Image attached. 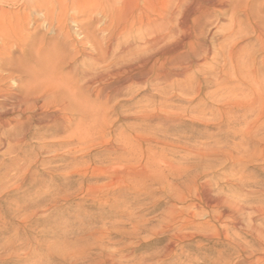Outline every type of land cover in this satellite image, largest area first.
<instances>
[{"label": "rangeland", "instance_id": "1", "mask_svg": "<svg viewBox=\"0 0 264 264\" xmlns=\"http://www.w3.org/2000/svg\"><path fill=\"white\" fill-rule=\"evenodd\" d=\"M205 1L199 0L202 3ZM10 7L14 12H24L21 1ZM254 11L264 21V0H254ZM98 13V10L95 11V9L84 15L74 11L69 12L67 29L71 34L69 37H64L59 34L58 27H51L44 23V17L38 12L33 23L24 25L31 39L25 45L27 47L24 48V45L13 41H10V45L7 47V50L13 53L12 57L8 58L10 60L8 64L20 66L19 68L26 74L23 77L17 75L0 82L1 89L14 91L16 83L32 79L33 74L38 75L39 80L51 77L56 82H60V79L61 81L70 79L77 74L75 78L69 80L70 84L76 82L82 75L80 82L85 86L83 94L87 109L85 120L88 124L97 125L96 129L103 133L99 134L101 133L99 132L91 141H89L90 139L85 140L81 146L83 151L76 150L78 155L67 153V156L64 152L65 148L51 145L53 140H36L32 137L33 135L29 137V140H26V143L22 144V152H25L22 155H28V159H31L29 161H34L36 156L39 160L31 167H24L25 169L23 168L24 170L22 169L21 172L19 170L20 173L8 168L1 172L5 173L2 175L3 178L0 173V179H3V183L0 185L4 186H2L3 189L0 187V264L40 263V260L34 262L35 257L32 259L33 255L30 251L40 245L42 240L52 242L54 241L52 234L60 233V240L64 241L63 243L67 245L66 248H72L80 240L86 239L88 234L93 231L90 235H97L99 231H105L110 226L113 230L114 225L111 223L116 222V219H121V210L127 207L135 208L137 217L142 216L141 218L147 219L149 229H142L136 234H130V237L113 230L108 239L111 241L118 259L114 260L116 262L109 263L156 264L161 255H164L166 244L173 239V232H176L173 226H170L169 229L167 227L161 229L162 225L168 222L166 219L169 209L174 206L178 210L190 209V203L200 202L197 195L192 193V197H190L186 190L189 188H186V184L193 180L195 174H201L197 180L199 192L204 188H211L210 193L218 197L230 194L227 181L228 179L236 180L240 172L245 171L246 173L243 174L251 177V180L257 178L264 181V111L260 110L261 106L257 95L251 90L256 82H264V75L258 74L256 79L252 74L253 68H258L261 64V54L256 52L257 46H259L256 35L251 30L249 31L248 38L240 44L237 63H231L226 55H222L223 50L220 49L225 43L223 32L227 30V27H230L231 12L217 13L220 17H218L219 21H217V17L214 18L212 26H209V29L211 28L210 35H205L202 40L204 47L212 48L213 51L219 50L220 54L216 59H209L208 64H203L200 57L199 63H197L199 66H192L193 69L189 68L188 65L193 54L192 49L186 44L184 49L180 48L178 57L173 59L168 57L171 58L166 63L169 75H167L168 80L162 85L161 92L154 89L152 85L143 83L135 85L136 87L134 86L130 91L120 93L119 89L114 90L116 87L114 82L103 88L98 83L89 86L86 81L89 75L93 74L92 62L97 57L92 50L93 47L91 46V48L90 43L84 39V32L95 29L94 33L96 36L98 35L97 39L104 49L111 42L108 32L102 29L106 25L105 16ZM65 38L66 40H64ZM183 40L185 41V39ZM48 45L50 46L48 47ZM171 46L173 47V45ZM63 47L67 49L66 54L71 51L72 54L70 53L69 57L71 59L67 58L62 64L56 66L59 57L58 51ZM54 50L57 54L54 53ZM45 51H49L48 54H45L47 56L44 55ZM34 54L36 55L34 56ZM203 54H205L204 51L201 56ZM17 55L18 57H15ZM16 59L18 62L15 61ZM123 61L121 60L119 63L122 64L125 62ZM172 61H174V66H172ZM119 63H115L114 66L120 65ZM179 63L181 64L178 65ZM34 70L39 72H32ZM48 70L50 71L48 72ZM79 70L81 71L79 72ZM50 72L52 73L48 74ZM139 72L141 69H136L133 73L138 75ZM178 72L181 73L177 75ZM86 74L89 75L85 76ZM48 75L50 76L48 77ZM62 76H65V79L62 80ZM174 76L177 78L175 79ZM152 77L155 75H151ZM67 81L65 80V82ZM86 97L91 100L88 101ZM90 101L92 103H89ZM2 105H0V110L4 109ZM94 106L95 110H93ZM99 109H103L105 113ZM47 112L48 114H57L55 108H50ZM19 115L13 113L9 117H19ZM75 126L76 123L73 129ZM64 135L66 133L56 134L48 139L60 136L62 138ZM99 135L103 136L99 138ZM96 138L99 139L96 140ZM47 141L48 143H46ZM43 142L45 143L43 144ZM12 144L11 142L10 145ZM48 145L51 146L48 147ZM198 150L201 151L200 157L195 155L196 152H200ZM48 151H53L50 153L51 156ZM57 154H63L66 157L58 159ZM12 155L14 156L13 153L2 155L0 152L2 160L0 163L8 162L9 157H13ZM118 156H123V158ZM146 161L150 162L148 169L146 173L141 174L140 166ZM27 168H31L30 171ZM172 169L176 172L171 171ZM15 174L16 176H14ZM234 177L235 179H233ZM9 179L11 180L9 181ZM131 180L133 181L131 182ZM7 181L9 182L7 183ZM177 181H179L178 185H176ZM252 189L258 190V187L253 186ZM181 192L188 195L186 199H181ZM193 197L197 199L192 201ZM108 216H114V218L108 219ZM197 218L202 220L204 214L200 213ZM254 221L261 224L264 220L258 217ZM91 228L92 230H89ZM188 229V231L183 230L184 233L180 232L182 235L194 232L193 228L189 227ZM190 233L189 235H191ZM189 235L188 238L179 242L178 255H173V259H169L170 264H176L175 261L180 255L182 256L179 260L182 264H192V260L196 257L194 246L197 244L196 239H192ZM70 244L73 245L70 246ZM27 249L29 251L25 252L24 250ZM93 249L95 250H91V253L99 252L96 248ZM46 251L47 249L44 248L41 252L45 255L44 264H49V262L58 264L60 261V264H65L63 262L65 259H62L61 256L46 258Z\"/></svg>", "mask_w": 264, "mask_h": 264}, {"label": "bare ground", "instance_id": "2", "mask_svg": "<svg viewBox=\"0 0 264 264\" xmlns=\"http://www.w3.org/2000/svg\"><path fill=\"white\" fill-rule=\"evenodd\" d=\"M19 1H21L24 6V12L22 13L14 12L10 7ZM93 9H95V11L98 10V12L102 14V16H105L104 19H106V25L102 29H105L108 32V38L111 42L109 45H107L106 49H104L101 46L100 41L97 39L98 35L96 36L94 33L95 29L94 31L87 30L88 32H84V39L87 43H90V47H93L92 50L95 52V56L97 57L93 59V66H90L93 70V74H88L89 77L86 80L89 86L98 83L104 88L109 83L114 82L116 84L114 85L116 86L114 90L119 89L120 93H125L133 89L135 85L137 86L144 83L146 85H152L154 89L161 92V89L163 88L162 85L168 80L167 75L169 74L166 70V63L169 59L168 57H171L172 59L178 57L180 54V48H185L186 44H188L192 49L191 52L193 54V57H191L190 63L188 65L189 68H192V66H199L197 65V63H199L198 60L200 57L203 64H208L209 59L213 60L217 58V56L220 54L219 50L217 49L216 51L215 49L213 51L211 50L212 48L210 49L209 47H204L205 45H203L204 43L202 42V40L205 35H208L210 33L209 30H211V28L209 29V26L213 23L214 18L217 17V21H219L218 14L226 11L231 12V15L229 16L230 27H227V30L223 32V39L225 43H223L220 48L223 50L222 55H226L230 59L231 63L236 62L238 60V50L241 48L240 44L248 38L247 34L251 30L256 35V38L259 42V46H257L258 49L256 50V52H259V54H261V64L258 66V68H253L252 74L255 78L258 74L264 75V21L259 18L254 11V0H206L203 3L199 2V0H0V82L5 81L8 78H14L17 75H20L21 77L25 76L26 73L19 68V65V67H16L13 66L14 64H8L10 63L8 62L10 61L8 58L12 57L13 53L9 52L7 50V47H9L10 41L19 43L20 45H24V48L27 47L25 45L31 39L30 34L27 33L24 25L26 23H33L35 21V17H37L36 14L38 12L42 15V17H44V23H47L51 27H58L60 29L59 34L61 36L63 35L64 37H69L71 34L67 29V18L69 12L74 11L78 14L84 15L88 14V12ZM183 39L187 41L185 42ZM64 40H66V38ZM113 44L115 47L113 46ZM171 45H173V47ZM49 46L50 45H48V47ZM57 47L59 48V46ZM13 48L15 49V47ZM55 50L54 53H56ZM201 51H204V56H201ZM58 52L59 57L56 66L62 64V62H64L72 54L71 51H68V53L66 54L67 49H65L64 47ZM22 53L24 52L22 51ZM46 53L48 54L49 51H45L44 55ZM192 54L189 55L192 56ZM35 55L36 54H34V56ZM15 57H18V55ZM46 58L48 59V57ZM17 59L15 61H17ZM121 60H124L125 62L123 61L124 63L120 64L119 61L121 62ZM91 61L92 59L90 60V62ZM173 62L174 61H172V66H174ZM115 63H119L120 65L114 66ZM180 64L181 63H179L178 65ZM136 69H141V72H139L138 75H134L133 73ZM37 71L34 70L32 72ZM49 71L50 70H48V72ZM80 71L81 70H79V72ZM51 73L52 72L48 74ZM179 73L181 72H178L177 75H179ZM88 75L86 74L85 76ZM151 75H155V77L151 78ZM33 76L34 77L30 80L26 79V81L22 80L19 83H16L14 91L0 88V105L3 104L2 106H4V109L0 110V152L2 155L12 153L14 154V156L12 155V158L9 157L8 162L0 163V173L4 170L6 171V168H8L9 170L11 169V171L15 170V172H19L20 170L21 172L24 167H31V165H34V163L36 164V162L39 160L37 156L35 157L34 161H29L30 158L28 159V155H22V153H25L22 152V144L26 143V140H29V137L31 135H33L32 137L36 140H53V142H51V145L57 146L59 148H65L66 150H63H65L64 152L67 155V153L77 154L78 152L76 150H78L79 152L83 151L81 150V146H83L82 144L85 142V140L90 139L89 141H91V139L95 138L96 135L101 132L96 129L97 125L94 126V124H88L85 120L87 109L84 102L86 101L84 100L85 95L83 94L85 86H83V84L80 82L82 80V78L80 79L82 75L78 80L76 79V82L72 83L71 81L72 84L69 83V80L74 76L70 79L67 78L68 81L67 79H65V76H62V80L64 78L68 82V84L67 82H65V80L61 81V79L59 80L60 82H56L55 80L51 79V77H49L50 75H48L49 79L45 80H39L38 78L40 77L37 78L38 75L35 76V74H33ZM76 76L77 74L75 75V77ZM55 78L57 80V76ZM251 90H253L255 92L254 94L257 95L258 102L261 106L260 110L264 111V82H256L254 87H251ZM248 92L250 91L248 90ZM99 93L100 91L98 92V95ZM88 98V101L91 100ZM89 103H92V101H90ZM89 107L92 109L91 106ZM50 108H55L57 114H48L47 111ZM94 108L95 106L93 107V110H95ZM99 110L103 111V109ZM13 113H17L20 115L19 117H9ZM76 120L77 122H75ZM75 123L76 126L73 129ZM64 133H66V135H64V137L62 138H60L61 136L59 138H53L56 134L63 135ZM102 133L103 132L99 134ZM50 136L53 137L51 139H48ZM101 136L103 135H99V138ZM99 138H96V140ZM142 139L144 138L142 137ZM54 140L59 141L54 142ZM11 142L13 143L12 145H10ZM44 143L45 142H43V144ZM46 143H48V141ZM51 145H48V147H50ZM48 152L50 154L53 151ZM200 153L201 151L198 153L196 152L195 155H199L200 157ZM51 155L52 154H50V156ZM66 155L57 154L56 156H58V159H64ZM204 156L206 157V155ZM119 158H123V156ZM149 163L148 161H146L140 166L141 174L146 173ZM121 168L123 167L121 166ZM30 169L28 171H30ZM241 169L243 171V168ZM171 171H173V169ZM22 172L24 173V171ZM238 172H240V170ZM244 172H240V174L238 173L239 176L238 178L236 177V180L228 179L227 188L230 194L219 197L213 196L210 193L211 188H204L201 192H199V184L197 185V180L199 177H201V174H195L193 180L189 181L188 184H186V188L189 187L186 190L188 191L190 197H192V193H194L195 196L197 195L200 202L190 203V209L178 210L175 206L169 209L168 217L166 219L168 222H165V224L162 225L161 229H165L166 227L167 229H169L170 226H173L176 229V232H173L174 240L172 239L169 240L168 243L166 242L167 244L163 252L164 255H161V258L158 259L159 261L156 264H170L171 261H169V259L171 260L173 255H178L177 248L179 247V242L185 238H188V235L190 233L189 232L188 235L185 233L183 234L185 236H183L181 232L184 233L183 230H190L188 229L189 227L194 229V232H191V235H189V237H191L192 239L195 238L197 244L194 246V253L196 257L194 256L195 259L192 260V264H264V221L261 224H257L254 221V219L258 217L264 220V181L257 178L251 180V177L249 178V176L247 177V175L243 174ZM3 174L5 173H1L2 178ZM247 174L250 175L249 173ZM14 176H16V174ZM233 179H235V177ZM2 180L3 179H0V183H3ZM10 180L11 179H9V181ZM9 181H7V183ZM132 181L133 180H131V182ZM178 182L179 181H177L176 185H178ZM2 186L0 185V187ZM253 186H257L258 190H253ZM185 192H181V199L187 198L186 196L188 195H186ZM195 199L197 198H191L192 201H194ZM135 211V208L132 207H127L126 209L121 210V219H116V222L113 221L111 223L114 225L113 230H116V232L119 231L117 233L121 232L129 236L130 234L138 233L142 229H147V224L149 221H147V219L145 218H141L142 216L137 217ZM200 213L204 214V218L202 220H198L197 218V215H199ZM101 217L104 218L103 216ZM110 218L113 219L114 216H108V219ZM154 229L155 228H153V230ZM89 230H92V228ZM113 230H111L110 226V228L105 229L106 232L103 230L99 231L97 235H90L94 232L93 231L92 233L88 234L86 239H82L80 241L78 240L79 242L77 241L78 244L76 246H72L73 244H70V246H72V248L70 247L71 249L68 247L67 249V245L63 243L64 241L62 242L60 240V233H53L52 238H54V241L47 242L45 240H42L40 245H37L33 249H31L32 251L30 252H32L33 255L32 259H34L35 257V261L33 260L34 262L40 260V263L37 264H44L43 259L45 255H43V253L41 252L45 248L47 249L46 258H53V256L57 258L61 256L62 259H65V261H63L65 262V264H111L109 262L114 261L117 258L115 250L114 248H112V243L108 239ZM186 244L189 245L188 243ZM25 245L27 246V244ZM93 248H96V250H98L99 252H95V254L91 253V250H95ZM28 249L24 251H29ZM181 256L182 255H180L178 259H176V264H182V262L179 260ZM127 257L128 256L126 255V258ZM60 263L61 261L58 264ZM49 264L51 263L49 262Z\"/></svg>", "mask_w": 264, "mask_h": 264}]
</instances>
